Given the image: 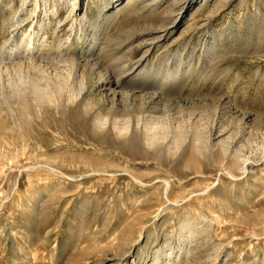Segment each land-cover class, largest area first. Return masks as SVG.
<instances>
[{"label": "rangeland", "instance_id": "rangeland-1", "mask_svg": "<svg viewBox=\"0 0 264 264\" xmlns=\"http://www.w3.org/2000/svg\"><path fill=\"white\" fill-rule=\"evenodd\" d=\"M0 264H264V0H0Z\"/></svg>", "mask_w": 264, "mask_h": 264}]
</instances>
